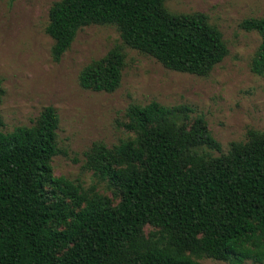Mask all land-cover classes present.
<instances>
[{
    "label": "trees",
    "instance_id": "1",
    "mask_svg": "<svg viewBox=\"0 0 264 264\" xmlns=\"http://www.w3.org/2000/svg\"><path fill=\"white\" fill-rule=\"evenodd\" d=\"M91 25L115 26L126 46L180 73L206 77L229 53L205 14L172 13L165 0H60L46 27L53 59ZM242 28L261 37L251 70L264 76V18ZM125 66L116 46L82 71L80 85L114 93ZM192 113L156 101L128 107L123 126L134 137L85 153L110 196L54 175L53 107L11 132L0 114V264H263L264 132L249 130L223 153L204 117Z\"/></svg>",
    "mask_w": 264,
    "mask_h": 264
},
{
    "label": "rangeland",
    "instance_id": "2",
    "mask_svg": "<svg viewBox=\"0 0 264 264\" xmlns=\"http://www.w3.org/2000/svg\"><path fill=\"white\" fill-rule=\"evenodd\" d=\"M58 1L0 0L3 130L32 126L45 108L53 107L60 120V154L52 161L56 177L110 196L106 182L87 169L85 153L96 143L112 148L134 137L123 126L131 104L156 101L167 107H190L192 118L204 117L223 153L233 143L246 142L249 130L264 132V76L251 70L261 37L242 28L245 20L264 18V0H165L172 13L205 14L223 34L229 53L206 77L166 69L126 46L119 30L110 25L81 29L70 50L56 62L46 27L50 9ZM116 46L126 54L120 88L114 93L83 89L82 71ZM151 230L145 228L146 233ZM200 263L228 264L212 259Z\"/></svg>",
    "mask_w": 264,
    "mask_h": 264
}]
</instances>
